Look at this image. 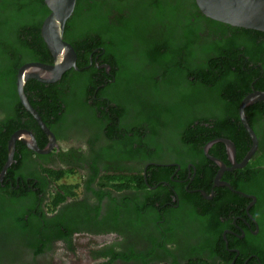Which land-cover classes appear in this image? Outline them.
I'll use <instances>...</instances> for the list:
<instances>
[{
  "label": "flooded vegetation",
  "instance_id": "obj_1",
  "mask_svg": "<svg viewBox=\"0 0 264 264\" xmlns=\"http://www.w3.org/2000/svg\"><path fill=\"white\" fill-rule=\"evenodd\" d=\"M128 14L126 10L121 16ZM98 51L88 56V67L94 66L104 79L111 76V67L101 60L102 53L94 55ZM77 88L73 82L63 92L57 116L46 122L38 113L54 135L53 144L22 104L17 86L20 110L5 109L7 97L0 94V138L4 139L0 143V264H188L191 259L264 264V112L252 111V119L246 113L257 149L245 165L253 141L239 115L243 100L238 115L248 135L240 137L246 152L222 136L204 146V155L186 152L172 138L174 130L160 127L157 142L138 151H154L156 160H143L137 153L126 155L132 147L119 145L110 135L113 128L114 134L126 132L132 140L127 135L126 139L138 149L142 130L127 131L117 108L96 101V96L86 94V87ZM129 111L128 116L134 114ZM21 131L34 137L40 152L30 146L32 137L23 135L15 142L13 161L4 172L11 139ZM218 139L234 143L235 163L226 145L214 142ZM218 143L225 145V151L211 153ZM51 144L50 151L42 152ZM121 175L134 182L142 177L146 186L132 182L121 188ZM107 179L115 181L106 186Z\"/></svg>",
  "mask_w": 264,
  "mask_h": 264
},
{
  "label": "trees",
  "instance_id": "obj_2",
  "mask_svg": "<svg viewBox=\"0 0 264 264\" xmlns=\"http://www.w3.org/2000/svg\"><path fill=\"white\" fill-rule=\"evenodd\" d=\"M132 1L77 0L64 39L74 47L81 72L72 69L54 84L28 81L25 92L33 107L46 122L57 116L63 92L74 82L96 101L117 108L127 131L142 130L136 149L126 132L114 134L112 129L111 138L132 147L126 155L156 160L154 151H138L157 142L160 127L174 130L172 138L186 152L203 154L204 146L221 136L246 152L240 147V137L248 135L240 126L238 107L250 92L264 91V32L207 18L195 0H152L138 6ZM126 10L129 14L121 16ZM49 13L44 0H0V94H6L5 109L12 112L22 109L16 94L18 70L30 62L53 63L41 35ZM95 49L99 51L94 55L102 53L101 60L111 67V76L100 78L94 66L88 67ZM130 109L134 114L128 116ZM254 110L264 112V102L247 108L249 119ZM239 127L242 132L237 133ZM217 149L225 151V145L218 143L210 152ZM131 179L121 175V188L130 186ZM114 181L107 179L106 186ZM134 183L146 186L142 177ZM188 264L208 263L191 259Z\"/></svg>",
  "mask_w": 264,
  "mask_h": 264
},
{
  "label": "water",
  "instance_id": "obj_3",
  "mask_svg": "<svg viewBox=\"0 0 264 264\" xmlns=\"http://www.w3.org/2000/svg\"><path fill=\"white\" fill-rule=\"evenodd\" d=\"M44 2L50 13L42 24L41 35L53 57V63L45 64L41 62H30L23 65L18 71L16 86L22 104L37 120L53 144L55 140L54 135L28 101L25 94V85L30 79H35L47 84L55 83L58 82L69 70H78L76 51L74 47L64 39L66 24L75 11L77 0H44ZM195 3L200 12L207 18L233 27L264 32V0H195ZM263 100L264 92L255 91L247 95L240 105L239 115L241 122L253 141L251 152L242 165L247 163L257 149V138L247 121L246 108ZM23 135H29L32 137V135L26 131L18 132L12 137L9 147V160L4 172L13 161L15 142ZM32 139L33 143L30 146L40 152L34 137H32ZM216 141H221L226 145L231 160L235 163L234 143L228 139H218L214 142ZM212 143L206 146V153ZM52 144L48 150L42 152L46 153L50 151L53 146ZM216 162L224 168L222 162Z\"/></svg>",
  "mask_w": 264,
  "mask_h": 264
},
{
  "label": "rangeland",
  "instance_id": "obj_4",
  "mask_svg": "<svg viewBox=\"0 0 264 264\" xmlns=\"http://www.w3.org/2000/svg\"><path fill=\"white\" fill-rule=\"evenodd\" d=\"M85 259H86V258L84 257L83 260L85 261Z\"/></svg>",
  "mask_w": 264,
  "mask_h": 264
}]
</instances>
